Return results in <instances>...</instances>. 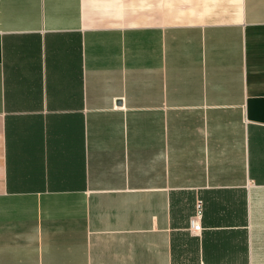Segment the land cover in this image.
Listing matches in <instances>:
<instances>
[{"label": "crops", "instance_id": "crops-1", "mask_svg": "<svg viewBox=\"0 0 264 264\" xmlns=\"http://www.w3.org/2000/svg\"><path fill=\"white\" fill-rule=\"evenodd\" d=\"M0 264H264V0H0Z\"/></svg>", "mask_w": 264, "mask_h": 264}, {"label": "built area", "instance_id": "built-area-1", "mask_svg": "<svg viewBox=\"0 0 264 264\" xmlns=\"http://www.w3.org/2000/svg\"><path fill=\"white\" fill-rule=\"evenodd\" d=\"M196 214L189 219V228L192 234H197L201 230V224L199 223L200 215H201V207L197 205Z\"/></svg>", "mask_w": 264, "mask_h": 264}]
</instances>
